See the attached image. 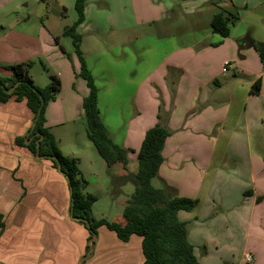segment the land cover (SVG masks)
<instances>
[{"label": "crops", "instance_id": "obj_1", "mask_svg": "<svg viewBox=\"0 0 264 264\" xmlns=\"http://www.w3.org/2000/svg\"><path fill=\"white\" fill-rule=\"evenodd\" d=\"M16 1L0 0V76H12L6 66L31 63L30 76L32 60L39 57L52 68L60 91L46 106L45 127L61 154L78 160L64 152L62 137L53 131L75 123L79 116L84 119L82 100L88 94L85 82L76 77L77 56L58 40L69 27L63 23L68 8L64 0L44 5L51 12L40 15L41 24L33 32L30 18L20 21L17 13L27 3L16 5ZM178 1L192 27L201 22L210 25L221 10L235 12L238 20L226 39L209 27L204 39L178 45L171 24L178 11L172 0H87L84 22L77 28L81 52L94 83L103 78L110 83L122 68L124 73V64L117 60L130 35L143 43L137 32L147 28L143 33L164 41L167 51L162 60L147 74L142 60L134 81V113L124 125L121 145L132 152L129 170L136 171L145 132L157 124L165 127L170 136L152 183L196 202L192 211L178 217L187 223L198 264H247V254L252 257L249 264H264V66L254 48L264 43V0ZM247 34L253 44L239 59L236 43ZM103 39L108 50L116 48L113 55L106 57L107 52L100 51ZM86 43L89 49L83 48ZM95 48L101 52L97 57L105 58L90 64ZM226 62L229 67L222 73ZM230 71L232 76H227ZM257 80L260 91L251 94ZM101 96L98 90L100 115ZM33 120L25 101L0 103V264H143L138 236L122 242L100 227L91 243L86 227L72 216L67 177L27 148ZM127 185L129 191L113 184L112 196L122 194V206L134 190ZM120 219L121 215L113 221Z\"/></svg>", "mask_w": 264, "mask_h": 264}, {"label": "trees", "instance_id": "obj_2", "mask_svg": "<svg viewBox=\"0 0 264 264\" xmlns=\"http://www.w3.org/2000/svg\"><path fill=\"white\" fill-rule=\"evenodd\" d=\"M86 1L75 0L76 19L70 27L65 28L63 36L71 39L73 52L80 64L76 77L81 78L88 88V94L82 100L84 119L87 123L86 137L107 169L117 164L121 166L122 175L112 177V183L119 188L127 184L134 188L124 203L121 219L97 220L92 216V207L97 198L84 192L87 182L82 178L76 160L61 154L53 134L45 127L46 106L55 100L60 91V82L55 76L50 77L49 85L39 88L34 85L27 72L31 63L6 66L4 70L9 71L12 76H0V103L10 99L26 102L34 118V127L30 132L33 138L27 148L33 155L50 160L54 167L60 165V171L68 179L72 216L86 227L90 241L96 237L98 228L105 227L114 232L122 242H128L134 235L140 237L143 264H198L194 248L188 241L187 223L178 217L180 212L192 211L196 202L178 197L175 191L167 186L157 188L152 183L163 162L162 149L170 132L158 124L145 132L136 154L137 168L132 173L128 167V154L132 152L115 144L102 123L97 106L98 90L80 50L82 37L76 33V29L84 22ZM237 20L235 12L221 10L211 19L212 33L221 39L228 38L230 27ZM220 43L221 41L213 46L216 47ZM254 48L264 66V43H256ZM259 91L260 81L257 80L252 84L250 93L258 94ZM18 145H24L23 141L18 140ZM91 243L93 244L92 241Z\"/></svg>", "mask_w": 264, "mask_h": 264}, {"label": "rangeland", "instance_id": "obj_3", "mask_svg": "<svg viewBox=\"0 0 264 264\" xmlns=\"http://www.w3.org/2000/svg\"><path fill=\"white\" fill-rule=\"evenodd\" d=\"M53 1L55 0H17L16 5H26L25 3H27L26 6L18 7L17 9L20 21L30 18L28 27L34 32L41 24L40 15L42 14L44 17L47 16L46 12H51L49 9L45 11L43 9L44 5L50 6ZM172 1L176 5L175 10L178 11L171 21V24L174 25V29L176 30V35L174 36L176 43L178 45H188L197 40L204 39L210 25L207 22H201L197 27H192L189 20L184 19L186 12H182L180 9L179 1ZM74 2L75 0H64V5L68 8V14L63 23L69 25V27L72 25V21L76 19ZM12 9L14 8L12 7ZM44 20L45 18H43V21ZM145 29L147 28H140L137 32V35L140 33V37L144 39L143 43L140 39H133V35H130L131 39L126 41L124 47H122L124 49L122 52L123 55H121L117 61H122L124 64V73L122 68L119 70L118 74H116L114 81L110 83L105 82L104 78L96 79L95 82L97 90L102 93L100 98V117H102V123L105 122L103 123L104 126L109 129L110 134L112 133V136H110L112 137L111 139L119 146H121L124 141V125L127 123V119L134 113L133 109H131V97L136 90V83H134V81L141 72V61L146 60L144 70L145 74H147L155 64L162 60L167 51V49H164V41L159 42V38L154 33H143L146 31ZM232 29L231 26L230 31ZM149 31H152V29ZM76 33L79 34V29H76ZM58 40L62 48H65L67 51L72 50V41L69 37L60 36ZM100 46L102 48V50H100L101 52H107L106 57H108L107 54L113 55L112 53L116 52V48L114 51L108 50L105 39L101 41ZM83 48L89 49V45L86 43ZM81 49L80 47V50ZM100 51L95 48L92 58L89 57L90 64L94 62L100 63V61L105 58L97 57L100 55ZM32 61L34 64L30 70V76L34 77L36 84L44 88L50 84V77L54 76L53 70L47 63L41 62L42 60L40 57L34 58ZM41 65H46V67L43 69ZM231 74L232 72L230 71L227 76H232ZM86 129V120L79 116V118L75 120V123L54 128L53 131L56 136L62 137L60 145L64 152L68 153L70 157L73 156L78 159L74 160L77 162L82 178L87 182L84 192L92 194L97 198V201L92 207V216L96 219L104 217L108 221H113L114 218L122 213L123 206L119 204V201L123 199V196L121 194V196L118 195L116 199L113 198V184L110 177L121 174V166L117 164L107 169L104 161L97 154L92 143L87 139ZM127 186L128 185L124 186L123 191L124 189L129 191Z\"/></svg>", "mask_w": 264, "mask_h": 264}, {"label": "water", "instance_id": "obj_4", "mask_svg": "<svg viewBox=\"0 0 264 264\" xmlns=\"http://www.w3.org/2000/svg\"><path fill=\"white\" fill-rule=\"evenodd\" d=\"M237 55H238V58L240 59V53L243 51V50H245V49H248V48H250L251 46H252V44H253V42H252V40L250 39V36L247 34L244 38H242L241 40H239L237 43ZM241 59H242V57H241ZM10 91H8V93H9ZM33 127H34V124H33V126H32V129H33ZM29 141V140H28ZM27 141V142H28ZM36 145H37V150H38V147H39V145H38V142L36 143ZM57 169H58V171L59 172H61L60 171V165H58L57 164ZM62 173V172H61ZM63 174V173H62ZM72 212V211H71ZM95 237H93V239H94ZM92 239V240H93Z\"/></svg>", "mask_w": 264, "mask_h": 264}, {"label": "built area", "instance_id": "obj_5", "mask_svg": "<svg viewBox=\"0 0 264 264\" xmlns=\"http://www.w3.org/2000/svg\"><path fill=\"white\" fill-rule=\"evenodd\" d=\"M228 67H229V63L228 62L224 63L222 70H221L222 73H225ZM244 261L245 263L249 264L252 262V257L249 254H247L244 256Z\"/></svg>", "mask_w": 264, "mask_h": 264}]
</instances>
